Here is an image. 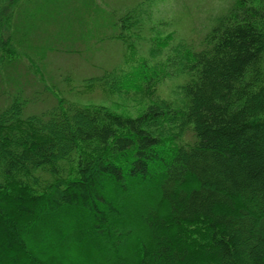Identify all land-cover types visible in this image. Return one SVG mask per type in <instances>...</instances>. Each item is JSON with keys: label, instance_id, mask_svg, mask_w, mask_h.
<instances>
[{"label": "trees", "instance_id": "obj_1", "mask_svg": "<svg viewBox=\"0 0 264 264\" xmlns=\"http://www.w3.org/2000/svg\"><path fill=\"white\" fill-rule=\"evenodd\" d=\"M43 1L0 0V264H264V0L110 8L118 58L51 105L16 51ZM164 1L191 17L172 46Z\"/></svg>", "mask_w": 264, "mask_h": 264}, {"label": "rangeland", "instance_id": "obj_2", "mask_svg": "<svg viewBox=\"0 0 264 264\" xmlns=\"http://www.w3.org/2000/svg\"><path fill=\"white\" fill-rule=\"evenodd\" d=\"M90 1L44 0L43 3L38 4L37 10L32 9L31 14H28L29 25L26 21L24 23L27 29L28 44L32 45L30 49L25 47L31 53L16 49L18 58L21 59V62L29 65L30 82L33 81L35 86L37 84L38 87H36L40 88L39 90L44 91L45 89V94L53 96V100H45L49 101L50 105L55 102L54 97L56 95L58 98L61 97L58 88L60 89L62 84L54 82L58 72H64L71 66V69L76 70L74 73L80 78L96 76L97 68H110L120 54L121 49L118 42H110L107 39L104 41L96 40L109 34L110 24L111 26L113 24V18L106 19L101 13L109 12L110 8L111 12L120 11V8L125 4L130 5L128 3L130 0H107L110 6L102 5L100 0ZM94 2L99 6L94 8ZM203 3L214 7L218 5L217 0H204ZM10 8L12 10L16 6ZM148 10L150 13L147 16L146 26L157 28L160 25L158 23H165L166 27L159 30L163 35L162 38L170 37V46L189 38L191 17L189 15L184 19L182 17V20L178 19L181 15L180 11H188L187 8H182L179 1L156 2L154 6L149 5ZM205 16L203 12L199 13L198 20L200 22L194 23L195 29H200ZM174 20H179V22L169 26L168 23ZM141 51L139 50L136 58H141L140 56L144 55L141 54ZM41 63L45 65V71L48 72V75L42 70ZM129 64L131 65L132 62ZM169 87V83L164 84L160 87L159 92L166 95ZM33 105L36 108L32 110L36 113L45 108V104L38 105L36 103L31 106Z\"/></svg>", "mask_w": 264, "mask_h": 264}]
</instances>
